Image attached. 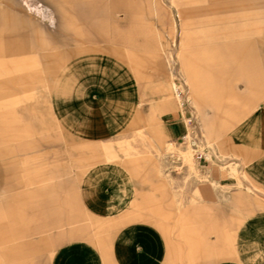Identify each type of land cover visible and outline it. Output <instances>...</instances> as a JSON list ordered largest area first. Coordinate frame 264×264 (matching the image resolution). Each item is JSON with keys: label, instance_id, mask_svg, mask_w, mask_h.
<instances>
[{"label": "rangeland", "instance_id": "obj_1", "mask_svg": "<svg viewBox=\"0 0 264 264\" xmlns=\"http://www.w3.org/2000/svg\"><path fill=\"white\" fill-rule=\"evenodd\" d=\"M19 1L33 22L58 31L60 17L54 14L53 23L45 18L39 0ZM102 1L107 5L110 0ZM120 2L127 14L115 17L110 12L99 26H84V32L93 35L85 48L97 51L71 53L76 45L54 50L3 47L0 166L10 182L2 195L8 204L0 222L5 237L30 224L37 242L50 243V255L70 239L105 248L114 225L141 218L155 223L170 240L179 235L190 247L189 264L202 261L210 246L212 252L227 249L229 256L235 249H264V236H259L260 226L252 219L258 208L255 200L264 198V191L255 188L250 175L251 156L264 149V0H157V6L152 0ZM226 27L261 33L205 41L214 28ZM47 42L54 43L49 37ZM57 52L65 56L45 57ZM169 53L175 58L184 54L196 64L202 57H218L223 66L252 64L258 70L255 86L236 83L232 69L222 73L211 69L202 73L206 78L201 75L211 85L199 87L185 111L171 92L165 112L148 116L146 111L143 118L130 113L128 101L139 91L156 96L166 91L171 70L182 85L180 64L176 61L171 68ZM92 63L106 80L95 93L102 97L95 116L77 100L89 95L82 84L86 66ZM44 85L51 92L45 93ZM173 112L183 125L186 118L192 120L189 124L198 135L205 132L214 147L211 157L192 133L184 137L190 132L186 126L179 139L164 133ZM104 116L115 131L102 127ZM83 117L97 121L81 124ZM190 157L197 168L190 165ZM120 167L125 184L119 197L111 207L97 206L99 187L93 183L87 188L86 177L94 171L109 184ZM70 209L79 214L73 221L68 220ZM217 212L225 213L226 220H215ZM209 215L211 231L205 232L208 222L203 219ZM11 240L5 238L4 243Z\"/></svg>", "mask_w": 264, "mask_h": 264}, {"label": "crops", "instance_id": "obj_2", "mask_svg": "<svg viewBox=\"0 0 264 264\" xmlns=\"http://www.w3.org/2000/svg\"><path fill=\"white\" fill-rule=\"evenodd\" d=\"M39 1L42 3V13L45 18H48L49 21L53 23L54 14L60 17L58 31H52L49 27L41 28L37 23L33 22V20L29 18V15L23 11V3L19 0H0L1 62L3 61L4 46L43 47L45 50H54L59 47L76 45L75 50L70 51L71 53L97 51L96 47L85 48L84 44L89 41L88 39L92 40L91 37H93V35L85 33L84 26L88 23L92 25L94 23L96 26H99L104 20V14L107 15L110 14V12H113L115 17L121 16V13L127 14L128 12L124 3L120 2V0H110L107 5H104L102 0ZM152 1L155 2L157 6V0ZM238 17L245 18V15H238ZM259 32L261 33L260 30L249 28H241L239 30L230 29V27L224 29L214 28L208 36H206L205 41L211 42L252 37ZM48 37L51 38L54 43H48ZM247 41L250 43L252 42L251 40ZM248 55L252 56L250 53ZM53 56H65V53L57 52L45 54L46 58ZM167 61L171 68L174 62H179L182 75L184 76L182 85L177 83L175 80L177 74L174 70H171L170 82L166 91L158 96L153 94L147 95L139 91L135 99L128 101L130 113L143 118L146 111L150 112L148 116L149 114L150 116H157L159 113L165 112L166 109L163 107L168 105L169 102L167 101V97L171 92L177 95L179 107L182 111H185L186 105L193 100L194 92H196L199 87H203V85L206 86V88L208 85H211L209 81L206 79L203 80L201 77V75L204 76L202 73H207V71L211 69L213 72L217 73L232 69L234 72L232 77L234 81H236V83L244 82V85L249 89L255 86V72L258 71L255 66H251L252 64L250 68H246L247 66L244 64L233 65L234 68L229 65L223 66L218 57H202L197 60L198 64H196L192 59L185 58L184 54L180 53L177 58H175L169 53ZM86 68V71L83 69L85 71V81L82 87L87 92L86 94L89 95L83 98L79 97L77 100L78 103L87 105V110L89 109L88 113H91V116H95L101 111L98 105L101 104L102 99L101 95L95 93L98 91L100 85H106V80L100 78L101 73L93 63L88 64ZM43 88L45 93L51 92L46 85H44ZM65 89H67V92L72 90L68 87H65ZM183 90L187 91L186 95L182 94ZM123 117V115L119 114V119H123ZM86 118H88L89 123H96L97 121V118ZM105 118L106 121L101 123L102 127H104L105 130L108 128L109 131H115L116 128L113 127V123L109 122L107 117ZM84 120L85 121L81 124L88 122L85 118ZM190 121L192 120L186 118L185 125H183L179 118V114L173 112L171 117L167 120V128H164V133L172 139H179L182 136L183 128L186 126L190 132L184 134V137L189 138V135L192 133L194 138L202 142V150L205 152L206 156L211 157L213 154L212 150L214 149L212 142L208 139L204 131H202L201 136L193 131V128L189 124ZM166 150L169 154L173 155L171 146H168ZM251 157V178L256 185L255 188L264 191V149H261L259 153L253 154ZM189 163L191 166H195L197 161L194 159L192 162L190 157ZM195 167L197 168V165ZM102 172H105V170ZM6 174L5 167L0 166V222L2 223L4 221L2 210L5 205H8L4 203L2 195L5 190V185L10 184ZM134 182L137 183V181ZM93 183H96L99 187L100 198L98 201H100V203H98L97 206L101 204L102 207H111L112 202L116 201V197H119L122 187L125 184V172L120 167L113 180L109 184H106L98 173L91 171L89 176L86 177L84 184L87 188H92ZM38 194L39 193L35 192V197H38ZM211 196L209 200H212ZM255 205H257L258 208L253 214L252 219L257 221V224L260 226L259 236H264V198L256 199ZM78 215L76 211L72 212V209H70L68 220L70 219L73 221L74 217ZM124 215H126V213ZM214 216L215 220L219 222L227 218V215L222 212H217ZM11 220L15 221L16 218L14 217ZM203 220L208 222V225L205 226V232L211 231V226H209L212 220L211 215H209V217H204ZM207 227H209V229ZM218 231V237H222L221 230ZM4 232V229L0 227V264H189L188 249H190V247L187 246V243L180 240L181 238L177 234L173 239H168L155 223L147 219L134 218L130 219L129 224L125 226L114 225L110 232V246L105 248H101L95 243L85 240L70 239L68 242H64L57 246L53 255L49 254L51 253L52 247L50 243H47L46 239L37 242L34 225L32 226L29 224L27 230H21L19 228L12 230L11 236H9L12 240L6 244L4 240L9 237H5ZM240 232L242 233L243 229ZM205 236L207 235L205 234ZM21 237H23V239H20ZM207 249L208 248H205L203 260L198 264H264V249H235L234 252H230V256L228 255L227 249H214L213 252L211 246L209 247V251ZM213 253H215L214 257H212ZM47 254L50 256L47 257Z\"/></svg>", "mask_w": 264, "mask_h": 264}, {"label": "built area", "instance_id": "obj_3", "mask_svg": "<svg viewBox=\"0 0 264 264\" xmlns=\"http://www.w3.org/2000/svg\"><path fill=\"white\" fill-rule=\"evenodd\" d=\"M199 157H200V158H202V157H203V155H200Z\"/></svg>", "mask_w": 264, "mask_h": 264}, {"label": "bare ground", "instance_id": "obj_4", "mask_svg": "<svg viewBox=\"0 0 264 264\" xmlns=\"http://www.w3.org/2000/svg\"><path fill=\"white\" fill-rule=\"evenodd\" d=\"M177 87V86H176ZM179 95V94H178ZM181 100V99H180ZM196 144H194L193 146H195ZM194 161V160H193Z\"/></svg>", "mask_w": 264, "mask_h": 264}]
</instances>
